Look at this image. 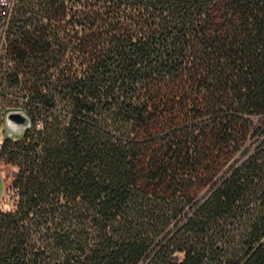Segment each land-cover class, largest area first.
I'll return each mask as SVG.
<instances>
[{"label": "trees", "instance_id": "16d2710c", "mask_svg": "<svg viewBox=\"0 0 264 264\" xmlns=\"http://www.w3.org/2000/svg\"><path fill=\"white\" fill-rule=\"evenodd\" d=\"M5 45L0 264H264V0H13Z\"/></svg>", "mask_w": 264, "mask_h": 264}, {"label": "rangeland", "instance_id": "374dc122", "mask_svg": "<svg viewBox=\"0 0 264 264\" xmlns=\"http://www.w3.org/2000/svg\"><path fill=\"white\" fill-rule=\"evenodd\" d=\"M0 54H1L0 55V69L1 70H5L6 73H10L14 70L18 71L16 60H14L13 55L10 54L8 50V45L4 44V48L3 50H1ZM193 61H195V63H198L197 59ZM18 77L19 79L22 78L21 72H18ZM4 87H5L4 91H7L9 95L12 94L15 97H13L12 95L11 97L10 96L3 97L2 95H0V125H1V116H2L1 112L3 110H7L10 108H21L22 106V96H21L22 92L19 91L20 85L19 84H14V85L4 84ZM199 89L201 91L205 90L202 80L199 81V79L196 78L194 82L191 81L189 83L188 87L186 88V91H184V95L185 94H188V95L183 96V93H181V96H183L184 102L190 103L191 105L192 101L190 102L186 100V98L188 97L190 99L193 96L196 97V92ZM206 115H207L206 112L202 111V113L198 114V117H196L197 124H199V127H200V122H201L200 119L204 120L205 118H207ZM5 134L6 133H5L4 127L3 129L0 127V139L1 137L5 136ZM248 144H249V141L248 142L244 141V144L242 145L241 150H240V151H243V150L244 151L240 154H238L239 153L238 151V153H236L234 156L232 155L229 157V156L224 155V158H222V170L226 169L232 160H234L235 158H240L242 154H244V152L248 149L246 148ZM16 170L17 168L15 165L11 164L10 162H7L3 157H0V173L2 176V180H3L2 182L1 177H0V192H1V189L3 188V192L0 197V211H3V212L12 211L16 208V203L18 199L17 188L12 185L14 172Z\"/></svg>", "mask_w": 264, "mask_h": 264}, {"label": "water", "instance_id": "95a60500", "mask_svg": "<svg viewBox=\"0 0 264 264\" xmlns=\"http://www.w3.org/2000/svg\"><path fill=\"white\" fill-rule=\"evenodd\" d=\"M29 125L27 114L20 108L9 109L3 117L5 136H19Z\"/></svg>", "mask_w": 264, "mask_h": 264}, {"label": "built area", "instance_id": "2783aa9c", "mask_svg": "<svg viewBox=\"0 0 264 264\" xmlns=\"http://www.w3.org/2000/svg\"><path fill=\"white\" fill-rule=\"evenodd\" d=\"M13 0H0V53L4 48L5 44V36H6V28L7 22L10 16L11 8H12ZM1 55V54H0ZM6 110L1 112V125L0 127L3 129V120L2 117ZM4 137V136H3ZM1 137V139L3 138ZM0 139V142H1Z\"/></svg>", "mask_w": 264, "mask_h": 264}, {"label": "crops", "instance_id": "0c3cea01", "mask_svg": "<svg viewBox=\"0 0 264 264\" xmlns=\"http://www.w3.org/2000/svg\"><path fill=\"white\" fill-rule=\"evenodd\" d=\"M0 177H1V180H2L1 173H0ZM2 182H3V180H2ZM2 192H3V188L1 189V192H0V197H1V195H2Z\"/></svg>", "mask_w": 264, "mask_h": 264}]
</instances>
